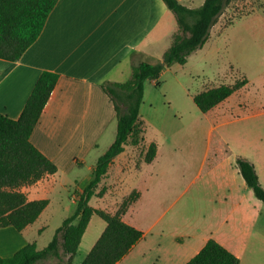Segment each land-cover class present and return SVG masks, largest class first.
Segmentation results:
<instances>
[{
  "label": "rangeland",
  "instance_id": "rangeland-1",
  "mask_svg": "<svg viewBox=\"0 0 264 264\" xmlns=\"http://www.w3.org/2000/svg\"><path fill=\"white\" fill-rule=\"evenodd\" d=\"M244 16L250 17L235 26ZM262 18L264 0H233L201 51L194 52L185 65L168 67L156 83H145L139 127L97 188L96 193L102 195L89 203L115 213L135 188L143 190L135 215L153 227L162 244L161 250L152 245L147 254L150 264H171L177 251H183L184 241L189 246L183 251L185 256L193 254L189 234L198 238L212 234L229 247L239 248L240 264H264V203L251 188L245 192L235 183L238 157L264 158ZM244 77L248 84L242 90L207 113L193 101V95L206 88L233 84ZM152 141L158 153L146 165V150ZM77 200L76 194L74 202H55L30 228L31 243L45 248L64 219L75 212ZM136 202L124 216L133 213ZM105 227L103 219L92 217L75 261L85 258Z\"/></svg>",
  "mask_w": 264,
  "mask_h": 264
},
{
  "label": "crops",
  "instance_id": "crops-1",
  "mask_svg": "<svg viewBox=\"0 0 264 264\" xmlns=\"http://www.w3.org/2000/svg\"><path fill=\"white\" fill-rule=\"evenodd\" d=\"M178 1L189 8H198L205 2ZM174 17L163 0H59L43 32L23 56L15 62L0 59V115L14 120L21 116L44 71L60 76L30 137L31 143L57 166V173L22 189L29 200L49 201L39 218L55 202H74L79 190L91 182L98 159L117 135L116 113L102 85L128 81L136 63L161 61L178 31ZM249 17L236 20L235 26ZM261 20L264 25V18ZM247 159L254 163L264 187L261 172L264 158ZM239 175L237 166L235 183L246 192L249 187ZM135 190L140 196L133 213L125 215L123 220L143 231L144 238L117 264H150L147 254L152 245L158 250L162 248L161 236L156 237L153 227L145 226L135 215L136 205L144 198L143 190ZM34 224L23 231L0 228V257L10 258L31 243L28 234ZM212 236L198 238L189 234L190 246L195 247L193 254L185 256L183 251L189 246L185 247L184 241L180 247L183 251H177L171 264L188 262ZM213 239L241 258L239 248H231L215 236ZM97 240H93L88 251ZM83 260L74 259L72 264H82Z\"/></svg>",
  "mask_w": 264,
  "mask_h": 264
},
{
  "label": "trees",
  "instance_id": "trees-1",
  "mask_svg": "<svg viewBox=\"0 0 264 264\" xmlns=\"http://www.w3.org/2000/svg\"><path fill=\"white\" fill-rule=\"evenodd\" d=\"M163 1L173 12L178 31L161 61L136 63L128 81L102 85L116 113L117 135L114 143L98 159L93 179L78 195L75 212L64 219L45 248L39 249L36 243H28L12 257H0V264H39L51 260L55 264H72L94 215L103 219L106 227L82 264H117L144 238L143 231L123 220L128 207L138 200V191L129 194L115 213L93 208L89 203L93 197L101 194L96 193L97 188L107 178L112 162L124 152L128 140L139 127L145 83L157 81L163 71L174 64H187L189 57L207 43L218 18L233 0H205L198 8H189L178 0ZM58 2L0 0V59L18 61L37 41ZM59 77V74L51 71H44L40 75L17 120L0 115V228L13 227L23 231L38 220L49 204L46 199L29 200L22 189L58 170L31 143L30 137ZM247 84L248 79L244 77L233 84L209 87L194 94L193 101L201 112L207 113ZM157 150L154 141L147 146L146 164L155 160ZM237 166L256 198L264 203V187L254 163L238 157ZM185 264H240V259L210 238Z\"/></svg>",
  "mask_w": 264,
  "mask_h": 264
}]
</instances>
